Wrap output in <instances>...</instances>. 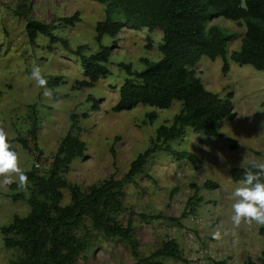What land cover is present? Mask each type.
<instances>
[{
  "label": "rangeland",
  "instance_id": "1",
  "mask_svg": "<svg viewBox=\"0 0 264 264\" xmlns=\"http://www.w3.org/2000/svg\"><path fill=\"white\" fill-rule=\"evenodd\" d=\"M19 3L20 0H0V129L17 152L20 167L23 171L35 167L44 176L58 141L68 130L69 116L74 114L79 130L73 134H78L85 152L71 162L64 178L80 188L109 177L120 179L128 163L149 146L155 130L168 125L180 108V102L174 101L167 109L137 105L119 113L110 111L126 78L118 65H130L132 71L139 72L145 67L142 60L156 62L160 58L157 51L160 32L123 28L114 38L104 35L97 43L94 26L105 19V14L103 5L95 0H27L31 17L50 23L51 32L66 40L70 49L85 45V54H93L99 45L109 48L113 45L105 64L109 74L92 88L77 91L72 89L73 84L84 79L78 59L40 35L29 44L25 19L13 14ZM75 12L79 21L72 27L56 22ZM111 19L122 21L118 13H112ZM212 25L232 35L226 45L227 56L238 50L243 22L219 17L208 21L206 27ZM37 65L47 81L53 76L61 77L51 98L45 97L44 89L30 79ZM221 66L220 58L210 61L200 57L191 67L207 91L219 97L231 94V114L218 123L220 137L206 138L185 128L179 140L167 144L174 151L194 154L198 159L195 166L157 152L148 159L141 175L124 184L125 212L119 220L124 225L128 211L131 212L134 250L141 256L148 255L160 241L173 239L186 262L164 259L166 264H264V237L257 234L259 226L242 223L237 228L231 223L234 201L230 196L239 181L233 182L229 177L231 168L264 162V71L227 60L228 70L222 75ZM32 110L38 124L36 144L41 153L38 157L14 141L26 136ZM150 112L155 113V119L149 123L145 114ZM83 114L85 118L81 117ZM231 141L235 143L232 148ZM205 181L216 183L217 188H204ZM14 192L26 197L25 189L17 187ZM10 193L9 189L0 188V227L8 224L12 216H24L28 211L24 201L12 202L7 197ZM195 193L201 203L194 214H186L180 220V227L162 219L143 221L139 217L160 214L176 218L187 198ZM62 195L61 204H65L68 194L63 191ZM216 230L221 231L222 239L212 238ZM17 257L16 250L2 247L0 236V264H13ZM75 264H135V261L129 245L96 234Z\"/></svg>",
  "mask_w": 264,
  "mask_h": 264
},
{
  "label": "trees",
  "instance_id": "2",
  "mask_svg": "<svg viewBox=\"0 0 264 264\" xmlns=\"http://www.w3.org/2000/svg\"><path fill=\"white\" fill-rule=\"evenodd\" d=\"M95 1L103 5L105 14V19L97 21L94 26V40L97 43L104 35L114 38L123 28L146 29L149 32L157 29L161 37V44L157 47L160 58L156 62L142 60L145 67L139 72L132 71L130 65H118L126 78L118 88L117 99L110 111L119 113L137 105L167 109L174 101L180 102L179 111L172 116L168 125H160L155 130L149 146L128 163L120 179L109 177L84 188L64 178L71 162L85 152V145L76 134L79 130L78 117L71 114L68 130L58 141L46 174L39 175L35 167L24 171L29 182L25 189L26 197L14 192L17 189L15 183L8 188L11 193L7 197L12 202L24 201L28 211L24 216H12L8 224L0 227L2 247L18 252L13 264H75L78 255L89 248L96 234H100L129 245L135 264H166L164 259L185 263L173 239L160 241L146 256L136 253L131 212L128 211L124 225L119 220V216L125 212L124 184L131 183L141 175L148 159L157 152L168 154L174 161H186L195 166L198 159L194 154L174 151L167 144L179 140L185 128L206 138L220 137L218 123L231 114V94L219 97L207 91L191 67L200 57H205L210 61L221 59L222 75L228 70L227 60L238 66L249 65L257 71H264V0H243V4L241 0ZM26 2L20 0L13 14L25 19L27 42L33 44L36 36L40 35L47 38L50 44L58 43L78 59L84 79L76 81L73 90L92 88L99 79L109 74L105 64L113 45L110 48L99 45L93 54H85V45L70 49L66 40L51 32L50 23L31 17L30 6ZM112 13H118L122 21L112 20ZM219 17L244 24L240 46L228 56L226 45L232 35L214 25L206 27L208 21ZM78 21L77 12L56 20L58 24L69 27ZM60 83L61 77L53 76L48 79L47 87L53 91ZM81 117L85 118L86 115ZM145 118L150 123L155 119V113H147ZM37 129V119L32 110L26 136L16 137L14 141L24 151L35 152L38 157L41 153L36 144ZM234 144L231 141V148ZM251 165L231 168L230 180L239 181ZM203 187L215 189L217 184L205 181ZM63 191L68 194L65 204H61ZM200 203L201 198L195 193L187 198L176 218L160 214L139 217L143 221L162 219L180 227V220L186 214H194ZM257 234L264 237V226L258 227Z\"/></svg>",
  "mask_w": 264,
  "mask_h": 264
},
{
  "label": "clouds",
  "instance_id": "3",
  "mask_svg": "<svg viewBox=\"0 0 264 264\" xmlns=\"http://www.w3.org/2000/svg\"><path fill=\"white\" fill-rule=\"evenodd\" d=\"M30 79L34 80L38 87L44 89L45 97H52L53 91L47 87L48 81L38 65L33 67ZM13 183H16L20 189H26L29 186L28 176L20 167L17 152L13 150L5 131L0 129V188L7 190ZM238 184L239 186L232 191L230 196L234 201L231 223L237 228L242 223L264 226V162L252 164L243 173ZM212 238L222 239L221 231H214Z\"/></svg>",
  "mask_w": 264,
  "mask_h": 264
},
{
  "label": "built area",
  "instance_id": "4",
  "mask_svg": "<svg viewBox=\"0 0 264 264\" xmlns=\"http://www.w3.org/2000/svg\"><path fill=\"white\" fill-rule=\"evenodd\" d=\"M190 220H192V218H190ZM194 260V259H193Z\"/></svg>",
  "mask_w": 264,
  "mask_h": 264
}]
</instances>
